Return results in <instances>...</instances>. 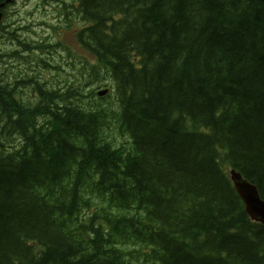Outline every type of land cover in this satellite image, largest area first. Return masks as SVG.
Wrapping results in <instances>:
<instances>
[{
  "label": "trees",
  "instance_id": "16d2710c",
  "mask_svg": "<svg viewBox=\"0 0 264 264\" xmlns=\"http://www.w3.org/2000/svg\"><path fill=\"white\" fill-rule=\"evenodd\" d=\"M48 1L69 78L0 22V264H264V0Z\"/></svg>",
  "mask_w": 264,
  "mask_h": 264
},
{
  "label": "rangeland",
  "instance_id": "374dc122",
  "mask_svg": "<svg viewBox=\"0 0 264 264\" xmlns=\"http://www.w3.org/2000/svg\"><path fill=\"white\" fill-rule=\"evenodd\" d=\"M5 9L6 12L2 17V22L10 25L8 29H15L17 35L28 42L32 41L36 44L48 43L51 53L45 52L44 57L53 64L58 63L59 67L63 69L62 71H57V74L55 73L53 76L50 75L47 69L41 72L48 77H52L51 80H53L54 77H57L59 80L63 77H65V79L69 78L71 76V68L69 67L68 53L64 48L54 44L56 41V33L50 28V25L56 21L53 4L48 0H12V2L5 6ZM59 31L66 33V31H62L61 29H59ZM57 38L60 39L61 42H64L67 49L73 50L76 54H82V51L67 33L64 36L57 35ZM6 42L5 49L8 45H11V47L13 46L9 44L8 39ZM42 52H44L43 49ZM36 54L39 53L36 52Z\"/></svg>",
  "mask_w": 264,
  "mask_h": 264
},
{
  "label": "water",
  "instance_id": "95a60500",
  "mask_svg": "<svg viewBox=\"0 0 264 264\" xmlns=\"http://www.w3.org/2000/svg\"><path fill=\"white\" fill-rule=\"evenodd\" d=\"M8 2L9 0H5ZM4 2H0V7ZM1 18V13H0ZM107 89L98 91L99 95H103ZM230 179L234 189L244 204V209L249 217L264 224V199L259 196L256 185L243 178L241 174L234 169L230 170Z\"/></svg>",
  "mask_w": 264,
  "mask_h": 264
}]
</instances>
